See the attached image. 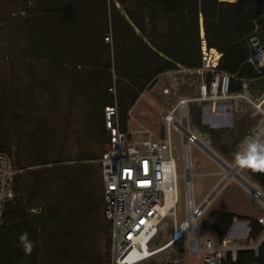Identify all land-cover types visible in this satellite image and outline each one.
<instances>
[{
	"label": "rangeland",
	"instance_id": "1",
	"mask_svg": "<svg viewBox=\"0 0 264 264\" xmlns=\"http://www.w3.org/2000/svg\"><path fill=\"white\" fill-rule=\"evenodd\" d=\"M49 1L51 0H42L38 8L46 6V2ZM117 5L120 6L119 3ZM35 8L37 6L30 0H0V117L2 116L3 122L1 129L3 135L0 138L13 157L16 174L42 166L61 165L68 166L62 170V174L71 176L74 164L79 165L78 169L92 166L100 170L99 157L107 145V142L100 140L102 110L108 104L106 98L116 102L117 92L109 89L108 94H105L107 79L100 81L92 74L100 66L98 64L107 61L110 50L112 52L110 73L114 75L112 29L110 28L107 33L110 38L106 35L105 39L109 44L108 51L107 48L106 50L98 48V44L84 34L86 31L84 28L80 30L78 37L74 36V43H71L70 35L67 42L58 38L60 39L58 44L57 40H53L55 44L65 43L67 47L66 49L62 45L65 50L53 53L57 57L65 52L61 55L62 65L58 66L48 59V53L45 52L46 43L33 45L29 39L31 27L29 20ZM43 25L48 30L41 32H45L50 38H53L59 29L56 22L44 21ZM83 25L86 28L85 22ZM201 77L200 74L191 75L185 71H179L172 76L159 74L155 81L149 83L140 93L134 108L130 110L127 129L141 131L150 129L166 140L169 130L164 119L165 111L177 104L182 96H196ZM113 85H116L114 81ZM173 85L175 87L171 93L166 95L163 92L164 88ZM211 102L196 100L188 103L190 126L224 160L235 164L264 129L262 106L264 93L256 100H252L249 95L239 96V109L231 105L233 100L220 99L217 114H211L209 107ZM4 103L6 105H3ZM193 104L201 109V122L209 128L220 129L222 134L226 135L230 134L231 130L235 131L240 142L231 157L225 156L215 148L209 134L191 122L190 107ZM259 104L261 106H258ZM247 114L250 119H247ZM137 132L140 135L139 131ZM170 134L178 159L179 173L182 174L177 182L179 198L177 211L179 219L182 220L187 215L183 177L185 172L183 149L187 145L176 127L170 128ZM229 148L231 149V146ZM190 156L192 159L189 161L188 173H192L193 177L195 202L201 203L215 187L219 188L211 206L197 221L199 236L218 237L208 217L209 211L213 209L231 210L246 215H264V199L257 200L250 193L251 184L259 186L248 173L249 166L254 162L250 157L249 163L241 167V174L250 182L246 184L233 175L224 181L225 168L208 150L193 145ZM38 160H45L48 163L31 165ZM51 173H40L37 182L33 181L34 174L31 173L28 187L30 192L27 196L37 197L39 200L27 205L29 213L23 217L27 222L23 223L22 220L19 223L24 235L36 240L37 249L33 240L30 242L33 245L32 251H26L21 231L13 236L9 235L6 264L33 263L35 250V264H99L92 244L102 235L100 221L103 219V204H99L103 198L102 193L93 207H90L88 201L82 197L70 200L65 195L57 196L56 191L49 188L58 187L60 176L57 174L49 186L46 181ZM81 178L82 194V191L86 190L85 183L88 179L86 174H81ZM67 189L69 188L64 185L62 192ZM262 190L264 191V188ZM172 211L174 212L172 209L161 223L160 232L153 243L155 248L164 245L172 236ZM49 237L51 238L46 243ZM179 262L203 264V259L201 254H189L182 245L174 244L140 264ZM109 264H113L112 259Z\"/></svg>",
	"mask_w": 264,
	"mask_h": 264
},
{
	"label": "trees",
	"instance_id": "2",
	"mask_svg": "<svg viewBox=\"0 0 264 264\" xmlns=\"http://www.w3.org/2000/svg\"><path fill=\"white\" fill-rule=\"evenodd\" d=\"M30 1L37 8L34 9L29 20L31 24L29 39L33 45L46 43L45 52L48 53V59L50 62L54 61L58 66L63 60L61 55L65 52L57 57L53 53L67 49L65 43L62 44L65 48L58 45L60 40L58 38L65 39L67 42L70 35L71 43H74V36L78 37V34L81 33L80 30L84 28L86 30L84 34L94 40L98 44V48L105 50L107 48L108 51L109 44L105 39L110 28L112 29L115 78L110 73L112 68L110 64L112 52L110 50L107 61L98 64L100 66L96 68V71H93L92 75L100 81L107 79L105 94H108L109 89L116 90V102L106 98L108 104L105 106L117 105L118 119L122 129L128 130L130 110L140 93L149 83L152 84L159 74L176 68L178 64L192 68L201 65L200 14L203 16L207 46L222 52L219 68L231 74L230 92L239 94L247 91L252 100H256L264 93V67L257 68L249 61V57L253 53L249 42L251 35L257 34L264 42V0H51L46 2V6L39 8L42 0ZM44 21L58 24L59 29L53 38H50L45 32H41L48 30L43 25ZM84 22L86 28L83 25ZM41 33L44 34L41 35ZM108 37L110 38L109 35ZM53 40H57L58 44H55ZM211 76L212 74L209 73L208 77ZM113 81L116 85H113ZM244 83L247 85L245 86ZM262 106L264 107L263 103ZM102 112L100 140L108 142L109 132L106 128L105 109ZM190 116L191 122L195 126L209 134L215 148L227 157L232 156L240 142L235 131L231 130L230 134L226 135L222 134L220 129L209 128L203 124L201 109L196 104L190 107ZM246 117L250 119L249 114ZM1 120L2 116L0 117V137L3 135ZM2 141L0 138V151L10 154L6 144ZM46 163L48 161L38 160L32 162L31 165ZM255 163L254 161L249 166L248 173L263 189L264 170L253 167ZM19 164L21 167L24 166L21 161ZM66 167L68 166H42L16 174L15 196L7 204L5 222L0 229V264H6L9 235L13 236L21 231L23 237L25 236L19 223L22 220L23 223L27 222V219L23 218L29 213L27 205H30L32 201L39 200L37 197L27 196V193L30 192L28 187L31 173L34 174L32 175L33 181L37 182L40 173L50 174L52 171L46 181L49 186L59 174L58 187L49 189L56 191V195L60 197L65 195L70 200L82 197L88 201L90 207L97 204V198L100 199L101 193L103 197L101 165L100 170H97L92 166L78 169L79 165L74 164L73 170L70 172L71 176L62 174ZM81 174H86L88 179L85 183L86 190L85 192L83 190L82 194L80 193ZM64 185L69 189L63 193ZM99 204H103V219L100 221L102 235L92 244V248L98 256L96 258L97 261L99 260V264H109L112 259L111 224L104 215L103 198ZM208 217L219 238L228 234L235 218L251 221V236L254 238H258L263 231V226L257 218L237 215L227 210L213 209L209 211ZM50 238H47L46 243ZM23 240L25 245L27 242L32 243L35 239L28 237L27 240ZM35 245L37 249L36 240ZM34 255L33 263L30 264H35L36 250ZM254 261L264 264V242L260 244L257 255L251 249L239 251L238 264H250Z\"/></svg>",
	"mask_w": 264,
	"mask_h": 264
},
{
	"label": "built area",
	"instance_id": "3",
	"mask_svg": "<svg viewBox=\"0 0 264 264\" xmlns=\"http://www.w3.org/2000/svg\"><path fill=\"white\" fill-rule=\"evenodd\" d=\"M249 42L253 53L249 57L257 68L264 67V42L257 35H251ZM202 63L195 68L181 67L180 70L202 77L197 85L196 96L179 98L177 104L165 111L168 134L166 140L150 129L125 130L120 126L117 105L105 106L106 128L109 139L102 151L99 162L102 168L104 215L111 224V258L113 264H140L174 244L182 245L189 254H201L203 264H238L239 251L254 250L264 242V215L257 217L263 226L258 238L251 236L252 225L248 219L235 218V221L223 238L201 237L198 234L197 221L211 206L216 192L215 187L201 203L194 199V182L190 171V149L193 145L203 150L210 147L189 123L188 103L190 101L210 100L211 114L219 111L220 99H231L235 109H239V96L244 93L230 92L231 74L219 68L222 52L207 46L202 33ZM212 76L209 78L208 74ZM246 86L247 84L244 83ZM175 86H166L163 92L168 95ZM261 105V104H259ZM176 127L182 134L186 148L185 156L186 209L187 215L178 217V179L177 157L175 156L170 128ZM214 127V126H213ZM137 131L140 137L137 136ZM218 160V159H217ZM17 173L13 157L0 151V229L5 222L8 202L14 198V180ZM251 195L257 200L264 199V191L258 185L250 188ZM172 191L171 210L173 215V233L169 241L159 247H153L161 223L167 216L162 210L169 192ZM169 212V213H170ZM178 260H176V263ZM178 264H183L179 262ZM250 264H259L257 261Z\"/></svg>",
	"mask_w": 264,
	"mask_h": 264
},
{
	"label": "bare ground",
	"instance_id": "4",
	"mask_svg": "<svg viewBox=\"0 0 264 264\" xmlns=\"http://www.w3.org/2000/svg\"><path fill=\"white\" fill-rule=\"evenodd\" d=\"M261 133H259V135L256 137V139L254 140L253 143H257V144H264V129L262 131H260ZM252 143V144H253ZM208 151L215 156L220 163L223 165V167L225 168V177H224V181L226 179H228V177L230 176H236L239 179L243 180L246 184H250V182L248 180H246L243 175L241 174V167L242 164L239 163L240 159H249L251 153H250V146L248 147V149L244 152V154L242 155V157L235 163V164H231L229 162H227L226 160H224L213 148L208 147L207 148ZM230 179V178H229ZM222 182V181H221ZM224 185V184H223ZM253 184L250 185V187H252ZM172 191L169 192V197L168 200L166 202V204L163 206L162 210L164 211V213L166 215L169 214V210L171 209V205H172Z\"/></svg>",
	"mask_w": 264,
	"mask_h": 264
},
{
	"label": "clouds",
	"instance_id": "5",
	"mask_svg": "<svg viewBox=\"0 0 264 264\" xmlns=\"http://www.w3.org/2000/svg\"><path fill=\"white\" fill-rule=\"evenodd\" d=\"M250 153V159L256 162L255 164H253V167L264 170V144H251ZM239 163H241L242 165H247L249 163V159H240ZM22 239H27L26 234L24 237H22ZM32 247L33 245L30 242L25 244L27 252H31Z\"/></svg>",
	"mask_w": 264,
	"mask_h": 264
},
{
	"label": "crops",
	"instance_id": "6",
	"mask_svg": "<svg viewBox=\"0 0 264 264\" xmlns=\"http://www.w3.org/2000/svg\"><path fill=\"white\" fill-rule=\"evenodd\" d=\"M228 1H236V0H228ZM202 33L205 34V31H204V26H203V17H202V14H200V36H201V42H202ZM201 44H202V43H201ZM201 50H202V49H201ZM181 67H186V66H184V65H182V64H178V66H177L176 68L171 69V70H167V71H165V72H163V73H165V74L168 75V76H172L173 74L179 73V71L182 72V70H180ZM189 68H192V67H189ZM193 68H195V67H193ZM185 73H186V72H185ZM136 102H137V101H136ZM135 104H136V103H135ZM135 104L133 105L132 109L134 108ZM132 109H131V110H132ZM130 130H134V131H136V130H138V129H134V128L131 129V128H130ZM137 136L140 137L141 135H138V134H137ZM221 210H224V209H221ZM227 211L233 212V213H235V214H237V215H245V216L253 217V218H256V217L259 216V215H246V214H244V213H237L236 211H231V210H227Z\"/></svg>",
	"mask_w": 264,
	"mask_h": 264
},
{
	"label": "water",
	"instance_id": "7",
	"mask_svg": "<svg viewBox=\"0 0 264 264\" xmlns=\"http://www.w3.org/2000/svg\"><path fill=\"white\" fill-rule=\"evenodd\" d=\"M258 106H261V105H258ZM222 157V156H221ZM224 159V158H223Z\"/></svg>",
	"mask_w": 264,
	"mask_h": 264
}]
</instances>
